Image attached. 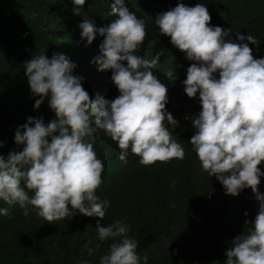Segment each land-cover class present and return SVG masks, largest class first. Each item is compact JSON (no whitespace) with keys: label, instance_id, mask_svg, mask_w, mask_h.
Segmentation results:
<instances>
[{"label":"clouds","instance_id":"9594fccd","mask_svg":"<svg viewBox=\"0 0 264 264\" xmlns=\"http://www.w3.org/2000/svg\"><path fill=\"white\" fill-rule=\"evenodd\" d=\"M85 3L72 0L73 13L80 15ZM110 7L115 19L109 24L97 28L87 17L79 28L89 45L97 33L104 37L91 62L98 71H111L119 92L114 100L99 94L91 98L74 73L76 65L64 54L51 59L39 55L24 65L31 93L40 97L34 108L47 98L55 113L47 124L42 117H29L15 132L22 150L0 156V200L19 203L25 216L31 205L48 222L73 217L77 210L104 220L110 205L96 194L104 171L94 150L97 130L117 143L124 163L130 152L144 165L185 157L168 127H179L166 108L168 86L153 71L159 54L151 60L138 54L147 36L146 20L131 11L126 0H111ZM211 19L206 4L178 2L158 13L154 23L192 61L182 83L189 98L199 94L201 110L185 119L190 118L195 129L189 143L203 169L216 177L227 195L251 188L259 202L247 234L237 236L226 251V264H264V193L259 190L264 171L258 167L264 161V57L253 56L249 44L259 45L256 37L237 34L233 40L232 28L213 26ZM167 75L173 78V71ZM8 214V208H0V215ZM100 220L99 242L88 249L89 255L112 239L100 264H148V255L141 257L138 242L128 235L131 225L118 219L105 226Z\"/></svg>","mask_w":264,"mask_h":264},{"label":"trees","instance_id":"16d2710c","mask_svg":"<svg viewBox=\"0 0 264 264\" xmlns=\"http://www.w3.org/2000/svg\"><path fill=\"white\" fill-rule=\"evenodd\" d=\"M178 2L206 4L211 25L232 28L233 40L237 34L256 37L259 45L249 46L254 58L264 57V0H126L129 9L146 20L147 36L138 54L148 60L159 54L153 71L168 86L166 108L179 122L175 129L168 127L184 147L185 157L144 165L130 152L124 163L117 143L97 130L94 150L104 171L96 194L110 205L104 220L70 208L76 211L73 217L48 222L31 205L25 216L19 203L0 200V208L9 209L8 215H0V264H80L85 259L100 264L113 240L102 242L89 255L88 249L99 242L98 220L105 226L118 219L131 225L128 235L138 242L140 256L148 255V264H226L232 241L247 234L258 210L256 195L251 188L227 195L216 177L203 169L189 143L195 129L185 117L201 110L199 94L189 98L182 83L192 61L154 23L158 13ZM110 5L111 0H86L78 15L72 11V0H0V156L22 150L15 132L29 117H42L45 124L55 119L47 98L34 108L40 97L31 93L24 67L33 57L64 54L76 65L74 73L91 98L99 94L114 100L119 95L111 71H98L91 62L104 37L97 33L89 45L79 28L87 17L97 28L109 24L115 19ZM170 69L173 78L167 75ZM258 167L264 171V161ZM259 190L264 193V176Z\"/></svg>","mask_w":264,"mask_h":264}]
</instances>
